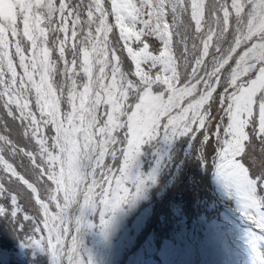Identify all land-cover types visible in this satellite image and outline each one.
<instances>
[{
  "label": "rangeland",
  "instance_id": "obj_1",
  "mask_svg": "<svg viewBox=\"0 0 264 264\" xmlns=\"http://www.w3.org/2000/svg\"><path fill=\"white\" fill-rule=\"evenodd\" d=\"M99 1L0 0V81L4 82L0 85V124L4 125L0 126V130L5 128L18 137L21 131L27 130L26 122L32 117L42 123L36 96L42 100L40 95L49 81L51 90L57 94L67 126L77 128L82 125L86 84L92 74V52L98 38L101 40L99 56L104 57L107 53L99 36L104 26L103 0L101 5ZM143 1L152 6L151 10H147V18L155 19L159 24L158 31L152 36L167 32L161 35L164 42L169 44L174 38L175 45L184 51L177 64V80L171 82L164 78L163 85L153 89L144 76L131 75L130 59L124 55V36L117 21L119 16L129 20V5L140 3L112 0L113 12L117 16L111 32L113 52L114 55L119 54L120 63L123 61L125 67L118 64L115 55L104 93L107 101L103 119L105 138L101 140L105 141L103 150L117 138L125 139L127 136L131 141L123 158L116 152L110 154V162L120 165L119 171L113 175V186L119 190L121 198L132 190L129 185L124 190L125 179L141 182V177H130L128 170L134 167L130 166L132 139L142 132L146 140L142 153L148 155V165L156 162L160 165L154 176L156 181L149 180L157 182L160 188L168 189L176 199L179 198L176 194L182 193L183 184L192 183L191 178L185 180L187 165L193 163L194 172L200 169L194 160L198 144L214 150L219 145L217 128L213 133L204 130L203 124L199 123L200 116L214 119L222 115L225 116L224 123L231 118L235 130L230 139L231 146L228 145L229 156H239L242 149H247V157L254 151L264 158V25L260 28L259 24L256 34L249 35L247 30L251 17L254 18L258 12L264 17V0H204L206 10L203 20L193 28L190 37L186 31L189 19L182 15L183 0ZM35 22L36 30L33 26ZM236 37L248 40L233 41ZM102 67L105 69L106 64L102 63ZM250 77L252 81L248 84ZM7 83L12 86L8 88ZM12 103L19 106L17 113H14V108L11 110ZM130 104L135 111L146 112L144 120L140 116L132 118ZM230 113L231 117L228 116ZM14 116L19 128L13 124ZM43 116L47 118L44 113ZM48 121L51 144L57 149L63 148L64 143L55 138L52 121ZM244 126L245 136L240 145L239 133ZM63 138L65 142L66 137ZM71 140H75V136ZM252 157L251 167L264 163L255 155ZM66 159L74 167L75 174L66 181L68 186L77 180L81 159L73 147L70 149V160L67 155ZM231 162L229 160L227 166ZM98 165L101 172L95 170V176H99L103 185L96 183V211L105 216L113 196L104 194V183L115 165L112 169ZM258 170L264 174V169ZM258 194L264 195L263 184L259 186ZM262 202L264 207V197ZM1 214H7L19 231L26 226L28 215L22 209H2Z\"/></svg>",
  "mask_w": 264,
  "mask_h": 264
},
{
  "label": "clouds",
  "instance_id": "obj_2",
  "mask_svg": "<svg viewBox=\"0 0 264 264\" xmlns=\"http://www.w3.org/2000/svg\"><path fill=\"white\" fill-rule=\"evenodd\" d=\"M133 1L139 4L143 0H130V3ZM100 2L101 0L99 4ZM103 2L104 8L100 5L104 16V26L99 36L105 43L107 53L104 57H100L99 54L97 57L102 60L107 56L108 62L104 71L101 72V80L96 87L95 107L92 111H90L88 96L96 72L95 70L92 72L91 65L92 74L86 84L88 88L83 102L82 125L77 128L67 126L57 94L51 90L49 81L40 95L42 100L36 96L42 123L32 117L29 122H26L27 130L21 131L18 137H14L5 128L0 130V251L8 248L10 237L15 232L18 241L28 236L45 237L48 241V253L52 264H133L145 262L149 260L148 256L154 253L153 247L141 240L130 241V233L138 236L139 232H134V230L146 228V221L143 219L144 208L151 210V215L159 220H164V217L169 213H180L178 221L188 225L186 226L189 231L187 236L193 240L192 244L195 243L192 246L196 247L187 257L186 264H230L232 261L231 251L223 243L226 241H232L234 247L242 253L241 257L238 256L240 264L261 262L263 256L259 255L258 247L260 246L264 251V245H251L252 247L244 245L248 244L245 243L247 240H251V244H255L256 232V234H264L262 226H256L253 219L247 215L255 209L254 200L264 197V195L258 194L259 186L264 185V174L258 169H264V163L261 166L251 167L252 155H255L259 160L264 161V158L261 154H255L254 151H251L247 157V149H242L239 156H229V147L232 143L230 139L233 137L235 129L231 118L227 123H224L225 116L222 115H218L214 119L199 117V123L203 124L204 130H210L213 133L217 128L216 135L219 136V145L217 150H214L205 147L204 144H198V152L194 160L200 169L194 172L193 163L187 165L185 180L191 178L192 183L183 184L182 193L176 194L179 198H173L172 192L157 186L154 176L160 165L157 162L148 165L149 157L142 153V147L146 143L145 135L139 132L132 139L130 166L134 165V167L128 172L130 177H141V182L127 178L124 188L126 190V186L129 185L134 194L133 199L129 200L127 204L130 206L136 200L134 218L118 227L120 215L125 214L127 210L120 202L123 197L119 196V190L117 191L116 186H113L115 181L113 175L104 183V194L113 196L108 214L103 216L102 213H97L98 192L95 187L96 183L103 185V181L95 176V170L105 157L106 149L110 150V154L116 152L120 158H123L127 144L131 142L127 136L125 139L117 138L110 141L103 150L105 141L101 139L105 138L103 119L107 103L104 93H106L107 83L111 76L115 55L117 56V53L114 55L111 39V32L115 26L114 19L117 16L113 12L112 0H103ZM143 2L144 10L142 5L140 8L137 4L129 5L130 11L127 15L131 22L124 18L121 19L119 16L117 24L121 26L123 32L122 45L124 55L130 59L131 75L144 76L146 83L151 84L154 89L158 85H163L164 78L170 79L171 82L177 80L179 70L177 64L184 51L175 45L174 38L169 44L164 42L161 35L167 32H162L157 37L152 36V33L158 31L159 24L155 19L147 18V10L152 6L147 1ZM205 10L204 0L182 1V15L186 16L190 23L186 28L189 37L193 28L202 22ZM258 16L261 22L260 28L264 25V17L258 12L254 18H250L247 26L249 35L256 34V29L259 26L256 22ZM106 18L109 19L108 28L105 27ZM33 26L36 30V22L33 23ZM197 30L200 31L199 28ZM198 39H200L199 35ZM239 40L247 41L248 39L236 37L233 41ZM96 47H98L99 53L101 47L99 38L94 50ZM174 59L176 61L175 69L171 72L166 69L161 60ZM117 60L119 64V54ZM119 65L125 67L123 61ZM251 81L250 77L247 83L250 84ZM3 84L4 82L1 80L0 85ZM6 85L8 88L12 86L10 83ZM1 106L2 103H0ZM10 107L11 110L15 109L14 113L19 110V106L15 103L10 104ZM4 111L5 109H3ZM93 112L101 113L99 124L98 120L94 121ZM43 113L47 115V118L43 116ZM145 114L146 112L135 111L130 104L132 118L137 119L140 116L141 120H144ZM178 115L180 117L181 113L178 112ZM229 115L232 116L231 113ZM48 120L53 123L55 138L59 139L62 144L64 143V147L61 149H57L51 144L52 135L49 131ZM85 120L88 122L86 123ZM0 122H2L1 116ZM13 124L19 128L16 116H14ZM0 126L4 125L0 124ZM91 128H93V132H90ZM110 128L112 129L111 126ZM64 136L66 137L65 142ZM72 136H75L73 141L71 140ZM244 136L245 126L239 133L240 145L243 144ZM229 144L230 146H228ZM72 147L80 155L81 166L76 175L77 180L67 186L68 178L71 180L75 175L74 167L66 159L67 155L70 160ZM229 160L232 162L230 166H227ZM114 165L119 171L120 165L113 164V167ZM152 169L154 171L151 172ZM149 178L155 181H150ZM134 182H137V186ZM142 182H144L143 185ZM237 185H242L244 189H239ZM128 196H130V192ZM86 197L87 201L85 202ZM234 199H239V202H234ZM11 208L22 209L28 215L26 226L21 231L7 214H1L2 209L9 210ZM258 210H255L254 218L258 214ZM130 222L133 223L132 226H130ZM155 222L159 223L160 221L155 220ZM100 228H104L108 234H105ZM156 228L162 229L160 226ZM210 229L213 233L218 230H226L229 239L218 240L214 243L211 238L213 233L210 232ZM71 239H74L72 243L76 250L74 254L68 249ZM110 240L117 243L119 249L107 250ZM200 249L207 250L209 254L213 253L211 258L202 255ZM253 251L256 252L254 258H249ZM169 258L174 264L175 261L183 258L182 251L171 252ZM13 261L14 258L9 261V264H12Z\"/></svg>",
  "mask_w": 264,
  "mask_h": 264
},
{
  "label": "trees",
  "instance_id": "obj_3",
  "mask_svg": "<svg viewBox=\"0 0 264 264\" xmlns=\"http://www.w3.org/2000/svg\"><path fill=\"white\" fill-rule=\"evenodd\" d=\"M142 5V6H141ZM140 6L142 8H144V2L141 1L140 2V5H139V8ZM136 9V8H135ZM152 8H150L149 10H151ZM261 22L260 21H257V25H259ZM163 65L166 67V69H168L169 71L173 72L174 69H175V64H176V61L175 59L174 60H161ZM109 149H106V157H104L105 159L99 163V164H102L104 166H106L107 168L109 169H112L113 168V163L110 162L111 160V155L109 153ZM118 171V168H114L113 170H110L109 172V175L107 176V179L109 178H112V175H114L116 172ZM96 172L100 173L101 172V167L98 166V168L96 169ZM99 178V176H97ZM137 186V182H134ZM144 184V182H142V185ZM126 191V190H125ZM134 197V194L133 192L131 191L130 192V196H124L120 202L123 203V208H125L127 210V212L125 214H122L120 215L119 219H118V227H121L123 226L125 223H127V221L130 219H133L134 218V215H135V202L136 200H134L131 205L128 207L127 204L129 203V200H132ZM136 224V223H134ZM137 225V224H136ZM138 227H140L139 225H137Z\"/></svg>",
  "mask_w": 264,
  "mask_h": 264
},
{
  "label": "bare ground",
  "instance_id": "obj_4",
  "mask_svg": "<svg viewBox=\"0 0 264 264\" xmlns=\"http://www.w3.org/2000/svg\"><path fill=\"white\" fill-rule=\"evenodd\" d=\"M102 7L104 8V2L102 4ZM109 26V19L106 18L105 19V27L108 28ZM98 55V47H96V49L94 50V59H93V62H92V72L93 70H95V75H94V78L92 79V88L90 90V93H89V96H88V99H89V104H90V111H92L95 107V100H96V87L97 85L99 84L100 80H101V72L104 71V68L102 67V63H107L108 60H107V56H106V60L102 61V60H99V58L97 57ZM43 80V79H42ZM41 80V81H42ZM100 117H101V113L97 112H93V119L94 121H97L98 120V124H99V120H100ZM85 122L87 123L88 120H85ZM99 130V128H98ZM90 132H93V128H91ZM97 134H98V131H97ZM74 239H71L69 240V246H68V249L71 253H75V248L73 247L72 243H73Z\"/></svg>",
  "mask_w": 264,
  "mask_h": 264
},
{
  "label": "water",
  "instance_id": "obj_5",
  "mask_svg": "<svg viewBox=\"0 0 264 264\" xmlns=\"http://www.w3.org/2000/svg\"><path fill=\"white\" fill-rule=\"evenodd\" d=\"M89 175V174H88ZM88 177V176H87Z\"/></svg>",
  "mask_w": 264,
  "mask_h": 264
}]
</instances>
